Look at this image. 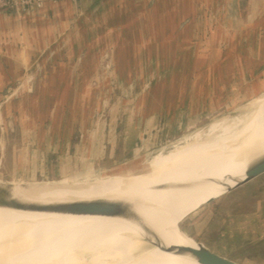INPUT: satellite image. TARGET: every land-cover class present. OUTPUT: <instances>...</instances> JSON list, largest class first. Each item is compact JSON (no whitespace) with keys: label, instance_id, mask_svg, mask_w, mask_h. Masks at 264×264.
I'll return each instance as SVG.
<instances>
[{"label":"rangeland","instance_id":"obj_1","mask_svg":"<svg viewBox=\"0 0 264 264\" xmlns=\"http://www.w3.org/2000/svg\"><path fill=\"white\" fill-rule=\"evenodd\" d=\"M172 1H161L148 22L143 18L131 31L116 34L117 42L127 39L117 59L104 61L102 54L99 63L83 65L78 80H65L59 95L58 80L44 81L37 94L32 81L24 80L0 95L6 141L1 182L62 184L97 170L119 172L219 125L234 139L259 106L256 131L264 129V0H197V15L175 32L167 31L179 9ZM95 126L98 148L88 153L86 134ZM207 201L155 234L158 241L177 243L173 229ZM205 248L240 263L226 251Z\"/></svg>","mask_w":264,"mask_h":264},{"label":"bare ground","instance_id":"obj_2","mask_svg":"<svg viewBox=\"0 0 264 264\" xmlns=\"http://www.w3.org/2000/svg\"><path fill=\"white\" fill-rule=\"evenodd\" d=\"M261 108H254L253 114L245 118L234 139L226 133L228 127L219 125L207 134L192 135L170 152L159 153L144 164H132L119 172L93 171L86 177H73L70 183L51 184L40 193L17 187L12 193L23 201L43 204L94 199L125 202L129 211L155 234L161 233L199 203L211 202L244 179L246 162L240 156L250 150L246 149L247 141L264 135V129L256 131L255 117ZM244 138L247 141L242 144ZM263 153L261 147L256 155ZM12 218H19L22 227H16L17 232L11 234L0 231V264H191L179 256L198 263L199 255L207 254L226 260L204 246L198 247L185 235L186 242L165 244L120 218L0 210V219ZM5 228L3 231L10 232L14 226Z\"/></svg>","mask_w":264,"mask_h":264},{"label":"crops","instance_id":"obj_3","mask_svg":"<svg viewBox=\"0 0 264 264\" xmlns=\"http://www.w3.org/2000/svg\"><path fill=\"white\" fill-rule=\"evenodd\" d=\"M161 1L166 0H154L151 4V0H42L38 9L19 14L0 12V95L24 80L32 81V94L40 92L44 81L58 80L59 95L65 80H78L83 65L99 63L101 55L106 52L108 62L113 57L116 60L118 51L127 46L126 36L117 42L114 39L116 34L131 31V24L143 18L148 22L149 14ZM172 3L179 9L167 31L175 32L182 16L191 18L197 15V0H173ZM133 30L136 27L133 26ZM81 53L79 66L72 75V67ZM102 60L106 61L104 57ZM98 127L86 134L88 153L98 148ZM35 167L34 174H37ZM251 187L255 189L253 193L246 194ZM226 209L234 212L224 216ZM210 212L225 223L259 264H264V178L202 208L200 215ZM181 235L177 228L173 229L174 242L180 243ZM208 246L212 245L205 244ZM226 252L243 263L239 256Z\"/></svg>","mask_w":264,"mask_h":264},{"label":"water","instance_id":"obj_4","mask_svg":"<svg viewBox=\"0 0 264 264\" xmlns=\"http://www.w3.org/2000/svg\"><path fill=\"white\" fill-rule=\"evenodd\" d=\"M153 1L154 0H151L150 4ZM189 20V16L185 17L183 22L180 24L179 29L180 27H184V25L188 23ZM82 53L72 67V75H74L77 67L79 66V62L83 55ZM107 57L108 53L105 54V60L107 59ZM5 142L6 141L4 139L3 130H1V153L5 150ZM261 147H264V135L257 139L247 141L246 149L250 150L243 151V155L241 154L240 156V158L243 157L246 162L244 179L236 182L233 187L226 189L223 194L213 199L211 202L202 205L201 207H199V209L188 214L176 227L179 233L191 239L198 245V247L201 248L203 247L202 245L205 244L215 246L216 248L229 251L235 256H239L240 259L243 260V263H236L228 260H216L214 259V257L208 256L207 254L199 255V264H259L253 253L247 247L243 246L239 241H237V239H235L225 223H223V221L216 214L210 212L208 215H200V210L204 207H209L211 204L228 197L233 192L264 178V153L258 156L256 155L258 149H260ZM58 182L60 181L21 184L13 182L3 183L0 181V210H7L22 214H47L83 218H120L136 224V226L141 232L144 233V235L153 238L154 240H159L155 233L144 223L142 219H140L134 212L129 211V208L127 204H125V202L106 199H94L43 204L38 202L23 201L14 197L12 193L14 189H16V187L21 191L35 193L36 191L32 189L37 188L35 187V185H50ZM42 190L44 189H40L39 191H37V193H40ZM19 221V218H12L9 220L0 219V231L8 232V234L17 232V228L20 229V227H22V223H19ZM8 225L14 226V229H12L10 232L3 231V229Z\"/></svg>","mask_w":264,"mask_h":264},{"label":"built area","instance_id":"obj_5","mask_svg":"<svg viewBox=\"0 0 264 264\" xmlns=\"http://www.w3.org/2000/svg\"><path fill=\"white\" fill-rule=\"evenodd\" d=\"M42 6V0H0V12H15L17 14L38 9Z\"/></svg>","mask_w":264,"mask_h":264}]
</instances>
